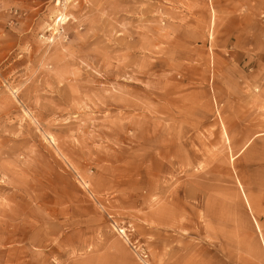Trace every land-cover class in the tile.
I'll return each instance as SVG.
<instances>
[{"label": "rangeland", "instance_id": "374dc122", "mask_svg": "<svg viewBox=\"0 0 264 264\" xmlns=\"http://www.w3.org/2000/svg\"><path fill=\"white\" fill-rule=\"evenodd\" d=\"M0 264H264V0H0Z\"/></svg>", "mask_w": 264, "mask_h": 264}, {"label": "bare ground", "instance_id": "6f19581e", "mask_svg": "<svg viewBox=\"0 0 264 264\" xmlns=\"http://www.w3.org/2000/svg\"><path fill=\"white\" fill-rule=\"evenodd\" d=\"M213 21H215V18L214 19H212ZM59 21H66V18L64 17V16H62L61 18H60V20ZM214 23V22H213ZM258 230H259V233H261V230H260V228L258 227Z\"/></svg>", "mask_w": 264, "mask_h": 264}]
</instances>
